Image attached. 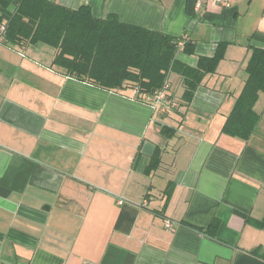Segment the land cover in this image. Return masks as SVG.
Instances as JSON below:
<instances>
[{
  "label": "crops",
  "instance_id": "1",
  "mask_svg": "<svg viewBox=\"0 0 264 264\" xmlns=\"http://www.w3.org/2000/svg\"><path fill=\"white\" fill-rule=\"evenodd\" d=\"M48 1L180 40L187 67L227 49L189 104L171 73L155 111L0 44V264H264V93L248 141L222 131L264 49V0Z\"/></svg>",
  "mask_w": 264,
  "mask_h": 264
},
{
  "label": "trees",
  "instance_id": "2",
  "mask_svg": "<svg viewBox=\"0 0 264 264\" xmlns=\"http://www.w3.org/2000/svg\"><path fill=\"white\" fill-rule=\"evenodd\" d=\"M1 27L6 29L2 44L19 49L48 45L54 50V65L69 77L119 95L138 89L135 99L145 105L174 72L183 77V101L189 104L204 77L216 72L227 49L221 44L213 58H200L196 68L187 67L177 61L180 40L116 17L97 18L87 6L72 10L48 0H0ZM246 72L245 87L222 128L244 141L254 135L260 121L255 106L264 93V49L253 51ZM157 165L156 159L148 171Z\"/></svg>",
  "mask_w": 264,
  "mask_h": 264
},
{
  "label": "built area",
  "instance_id": "3",
  "mask_svg": "<svg viewBox=\"0 0 264 264\" xmlns=\"http://www.w3.org/2000/svg\"><path fill=\"white\" fill-rule=\"evenodd\" d=\"M237 2L238 0H197L196 9L197 11H200L206 4H212L213 6H217L223 9H231ZM5 31V27H1L0 43H2L3 41L2 36L4 35ZM168 89L169 84L165 85L162 90L156 92L153 96L148 97L147 102L150 103L155 111L166 109L172 105L171 100L168 98ZM135 90L138 93V89ZM167 228H172V224L167 223Z\"/></svg>",
  "mask_w": 264,
  "mask_h": 264
},
{
  "label": "rangeland",
  "instance_id": "4",
  "mask_svg": "<svg viewBox=\"0 0 264 264\" xmlns=\"http://www.w3.org/2000/svg\"><path fill=\"white\" fill-rule=\"evenodd\" d=\"M0 44L2 45V43H0ZM39 48H40L42 54H44L46 57H47V56H52L51 64L53 65V67H55V68L58 69V66H55V65H54V51H53V48H51L50 46L45 45V44H41V45H39ZM32 49H37V48L32 47ZM13 50H15V51H17V52L19 51L18 53H19V56L21 57V61H23V60L26 58V56H27L26 50H24V51H20L19 48H13ZM15 53H16V52H15ZM18 53H17V54H18ZM29 55H30V54H29ZM5 149H7V148H5Z\"/></svg>",
  "mask_w": 264,
  "mask_h": 264
},
{
  "label": "water",
  "instance_id": "5",
  "mask_svg": "<svg viewBox=\"0 0 264 264\" xmlns=\"http://www.w3.org/2000/svg\"><path fill=\"white\" fill-rule=\"evenodd\" d=\"M156 146L150 142H146L143 147V153L149 157L153 156Z\"/></svg>",
  "mask_w": 264,
  "mask_h": 264
}]
</instances>
